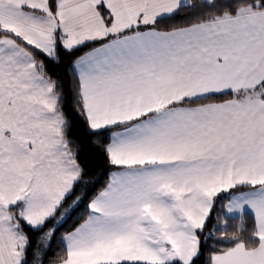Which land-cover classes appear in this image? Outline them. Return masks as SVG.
Listing matches in <instances>:
<instances>
[{
	"label": "snow or ice",
	"instance_id": "1",
	"mask_svg": "<svg viewBox=\"0 0 264 264\" xmlns=\"http://www.w3.org/2000/svg\"><path fill=\"white\" fill-rule=\"evenodd\" d=\"M0 264H264V0H0Z\"/></svg>",
	"mask_w": 264,
	"mask_h": 264
}]
</instances>
